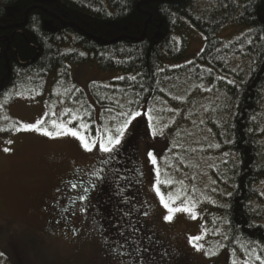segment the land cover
<instances>
[{"label": "trees", "instance_id": "trees-1", "mask_svg": "<svg viewBox=\"0 0 264 264\" xmlns=\"http://www.w3.org/2000/svg\"><path fill=\"white\" fill-rule=\"evenodd\" d=\"M190 26L205 35L204 48L192 61L172 65L186 52ZM81 62L125 72L97 86L124 100L97 98L104 111L123 105L127 116L144 112L114 154L69 180L70 191L79 186L74 198L85 196L95 211L104 249L130 264L166 262V244L148 226L136 161L145 117L169 112L165 130L150 123L169 136L160 174L170 183L160 188L171 197L178 173L190 178L185 186L192 183L196 165L182 155L180 163L177 148L192 134L183 128L206 126L196 136V152L215 163L206 175L209 195L205 179L197 192L178 187V202L188 204L192 193L206 206L211 241L218 244L212 251L221 242L264 264V130L258 125L264 121V0H0V96ZM201 96L212 108L200 110ZM176 122L179 130L172 129Z\"/></svg>", "mask_w": 264, "mask_h": 264}, {"label": "rangeland", "instance_id": "rangeland-1", "mask_svg": "<svg viewBox=\"0 0 264 264\" xmlns=\"http://www.w3.org/2000/svg\"><path fill=\"white\" fill-rule=\"evenodd\" d=\"M104 1L108 4V0ZM184 33L187 49L183 58L170 61L175 66L195 59L205 45L206 38L201 31L190 26ZM227 34H231L230 28L220 35ZM178 39H182L181 36ZM69 67L68 72L49 73L42 82L26 83L0 96V264H130L125 257L104 249L95 211L85 196L82 195L83 200L81 196L74 198L79 186L70 191L69 180L85 177L114 154L140 124L144 112L131 121L112 152L100 150L102 138L106 140L110 134L115 136V130L129 115L123 105H116V112L104 111L97 98L114 99L116 104L122 99L103 94L97 86L112 84L125 72L101 69L97 63L90 62L73 63ZM211 103L209 97H199L200 110L212 108ZM166 114L160 119L153 116L143 120L136 161L138 186L149 207L148 226L167 247L164 264H261L243 252L223 249L221 242L212 251L217 241L212 244L211 219L206 206L192 193L188 196V204L178 202L182 199L178 187L197 192L205 179V190L209 195L212 179L208 173L215 163L201 158L196 152L200 143L196 136L205 134L206 126L192 123L183 128L192 129V134L183 136L188 140L177 148L180 163L185 156L192 166L196 165L192 183L185 186L190 178L186 180L178 173L175 176L178 186H175L171 200L160 188L159 183L165 186L170 183L167 175L160 174L168 152L169 136L159 133L173 120L169 112ZM37 120L42 121L40 128L53 133L57 131L53 121L75 127L97 144H90L89 150L76 137L45 136L42 132L26 129V125L35 124ZM157 121L161 130L150 126ZM258 125L259 131H263L264 121ZM179 127L178 122L172 125L174 130ZM5 148L9 151H4ZM199 149H205V144L201 143ZM149 152L156 158L155 165ZM161 195L170 206H186L191 209V214L178 212L173 214L171 221L166 220L168 210L161 203ZM196 236L201 237L195 241L202 246L199 251L190 242V238Z\"/></svg>", "mask_w": 264, "mask_h": 264}, {"label": "snow or ice", "instance_id": "snow-or-ice-1", "mask_svg": "<svg viewBox=\"0 0 264 264\" xmlns=\"http://www.w3.org/2000/svg\"><path fill=\"white\" fill-rule=\"evenodd\" d=\"M140 113L139 112H134L131 113L128 118L124 121V124L117 128L115 130L116 135H108L107 139L104 140L102 138L101 142H99V148L100 150L104 151V152H112L114 150L115 145L120 144L121 142V138L124 136L125 134V130L127 129L128 125L131 123V121L133 119H135L137 116H139ZM151 119V118H150ZM42 123L41 120H37L35 124H28L26 125V129L28 130H35L37 132H42L43 135L45 136H63V135H70L72 137H76L78 138L81 143L83 144V146L86 149H90L89 145H96L97 141L95 140H89L88 137H86L83 133H81L80 131H78L75 127H67L65 124L60 123L57 124L56 121H53V126L57 129V131L55 133L53 132H49L47 129H42L39 127V125ZM70 123V122H69ZM9 143H11V141H9ZM4 151H9L8 148H5ZM149 157L151 158V162L152 164H156V158L153 156V154L151 152L148 153ZM73 187H76V185H73ZM85 191H87V189H85ZM160 189L157 188V192L159 193ZM81 200L84 199L83 196L80 197ZM169 199L171 200V197H169ZM160 200L161 203L163 204V206L168 210V215L165 216V219L168 221H171L173 219V214L178 213V212H189L191 214V209H189L186 206H180V207H172L170 206V203L165 201V198L163 195L160 196ZM172 203H175V201H172ZM201 237L196 236V237H191L190 238V242L193 243V247L196 248V250H201L200 245L196 244L195 241L200 240ZM214 254V253H213ZM259 259V257H258Z\"/></svg>", "mask_w": 264, "mask_h": 264}]
</instances>
